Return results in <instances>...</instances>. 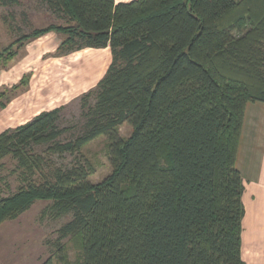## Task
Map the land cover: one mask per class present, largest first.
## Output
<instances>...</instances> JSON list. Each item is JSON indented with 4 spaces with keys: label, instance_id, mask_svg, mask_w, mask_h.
<instances>
[{
    "label": "trees",
    "instance_id": "1",
    "mask_svg": "<svg viewBox=\"0 0 264 264\" xmlns=\"http://www.w3.org/2000/svg\"><path fill=\"white\" fill-rule=\"evenodd\" d=\"M45 2L61 23L0 49V68L49 31L63 36L62 55L108 47L111 61L74 125H61V105L0 133V159L21 170L0 194V224L50 201L53 217H68L57 247L73 238L76 264H245L235 158L245 105L264 103V0ZM102 136L111 172L92 183L81 151ZM65 155L74 161L57 163Z\"/></svg>",
    "mask_w": 264,
    "mask_h": 264
},
{
    "label": "crops",
    "instance_id": "2",
    "mask_svg": "<svg viewBox=\"0 0 264 264\" xmlns=\"http://www.w3.org/2000/svg\"><path fill=\"white\" fill-rule=\"evenodd\" d=\"M129 1L131 0H115V3ZM53 19L55 18L53 17ZM62 40V35L55 31H49L22 47V51H25L27 55L26 59L19 62V59H16L19 55L17 54L9 65L0 68V89H3L0 90V94H4L1 100L5 104L4 107L0 108V133L28 122L42 111L65 105L93 88L103 77L111 61L108 47L99 49L86 47L62 55L58 52ZM85 50L103 52V57L101 56L102 59L94 61L93 64H91L92 61L89 64L81 62L84 66L79 68L83 69V76L74 81L66 82L63 80L64 76L71 69H74L69 64L71 57ZM49 52H54L57 55H55V61L52 64L54 69H49L48 76L44 72H40L38 78H34L32 73L23 75L25 69L30 68L33 60V63L39 62L40 58ZM25 54L23 57L26 56ZM31 70L34 69L31 68ZM25 75H28L26 86L20 83L21 78ZM54 77L62 78L53 82ZM235 167L241 175L243 185L240 258L245 264H264L263 102H247L245 105ZM26 211L17 218L6 220L0 224V231H5L6 235L14 239L10 244L11 249L14 248L12 256H15V249L18 253L22 252V250L18 251L17 243L18 240L22 242L25 236L21 226ZM5 255L0 250L1 261L4 260Z\"/></svg>",
    "mask_w": 264,
    "mask_h": 264
},
{
    "label": "rangeland",
    "instance_id": "3",
    "mask_svg": "<svg viewBox=\"0 0 264 264\" xmlns=\"http://www.w3.org/2000/svg\"><path fill=\"white\" fill-rule=\"evenodd\" d=\"M53 17V13L49 10L45 0H18V3L14 5H0V49L5 48L9 43L23 34L31 33L34 28H42L54 22L61 23V20L56 19V17L53 19ZM234 35L237 36L239 34ZM18 54L16 59H19V62H22L27 57L25 51H22V48L18 49ZM24 54L26 56L23 57ZM55 55L57 54L49 52L40 58L39 62L33 63V60L29 69L25 67L27 69H25L23 75L25 73H32L34 74V78H38L39 73L44 72L45 75L48 76L50 73L49 69L53 68L52 64L55 61ZM101 56L103 57V52L92 50H85L72 56L69 64H71L74 69H71L64 76L63 80L69 82L80 78L83 76V69L79 67H83V64H89L91 61V64H93L94 61L102 59ZM31 68L34 70L32 71ZM61 78L62 77H54L52 81L54 82L56 79ZM81 95L65 104V109L62 112V126L74 125L79 120V98ZM74 131L76 132V127L73 128L72 131L65 133L63 138H67ZM130 132L131 129L126 124L119 127V134L122 137H128ZM42 148L43 147H38L36 151L41 152ZM106 152L107 140L103 136L85 145L81 151V154L90 161L93 167V173L89 177L92 183L100 182L111 172ZM73 161L74 159L72 156L65 155L61 158V161L58 160L57 163L66 164L72 163ZM1 163L4 164V167L0 168V194L7 195L10 192H14L19 186L21 170H16L15 160L4 158L0 159V164ZM50 204V201H35L26 213H24L21 229L25 232V236L22 242L18 240L17 243L18 251L22 250L21 253H18L15 249V256H12V250L14 248L11 249L12 247L10 244H12L11 242L14 239L6 235L5 231H0V250L6 254L4 260H0V264H41L48 258L52 259L53 264L77 263L79 248L73 238L68 237L63 239L61 241L62 246L60 251L57 247L56 230L68 217H61L58 219L53 217L48 209Z\"/></svg>",
    "mask_w": 264,
    "mask_h": 264
}]
</instances>
